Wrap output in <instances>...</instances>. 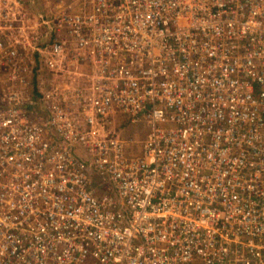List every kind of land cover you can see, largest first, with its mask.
<instances>
[{
    "label": "built area",
    "instance_id": "2783aa9c",
    "mask_svg": "<svg viewBox=\"0 0 264 264\" xmlns=\"http://www.w3.org/2000/svg\"><path fill=\"white\" fill-rule=\"evenodd\" d=\"M40 1L0 0V264H264V0Z\"/></svg>",
    "mask_w": 264,
    "mask_h": 264
},
{
    "label": "rangeland",
    "instance_id": "374dc122",
    "mask_svg": "<svg viewBox=\"0 0 264 264\" xmlns=\"http://www.w3.org/2000/svg\"><path fill=\"white\" fill-rule=\"evenodd\" d=\"M27 6V4H26ZM41 8V1L40 0H36V10H40ZM27 54H29V51L27 52ZM34 54L31 53L28 57V62H31L32 59L30 56H33ZM31 66V65H30ZM33 66V64H32ZM44 71L42 69L38 70L39 72H37L33 75V70L31 69L29 76L31 75V81H30V86L37 91L39 88H43L44 86L47 88L49 87L52 83L58 81V79L60 78L59 76H57L56 74H54L53 72H49L47 69L43 68ZM83 70H86V68L83 66ZM43 71V72H42ZM73 78V77H72ZM30 80V78H29ZM33 108H35L36 110H34ZM32 110H34L35 114L41 115L43 114L42 110L39 107H32ZM117 123H121V125L119 126V130L123 136V138H125L129 144L131 145H137L138 141L143 138V136L146 135V132L148 131V128L145 125V121L141 122V123H136V124H132L131 122H127L124 120H119V122ZM137 143V144H136Z\"/></svg>",
    "mask_w": 264,
    "mask_h": 264
},
{
    "label": "bare ground",
    "instance_id": "6f19581e",
    "mask_svg": "<svg viewBox=\"0 0 264 264\" xmlns=\"http://www.w3.org/2000/svg\"><path fill=\"white\" fill-rule=\"evenodd\" d=\"M51 7H54V4L53 3H51Z\"/></svg>",
    "mask_w": 264,
    "mask_h": 264
}]
</instances>
